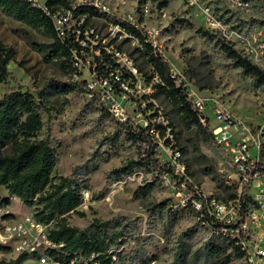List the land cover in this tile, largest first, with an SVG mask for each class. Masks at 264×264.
I'll return each instance as SVG.
<instances>
[{"label":"rangeland","instance_id":"obj_1","mask_svg":"<svg viewBox=\"0 0 264 264\" xmlns=\"http://www.w3.org/2000/svg\"><path fill=\"white\" fill-rule=\"evenodd\" d=\"M106 1L110 18L141 20L140 27L146 31L147 40L156 46L177 75V82L181 79L188 93L200 85L206 86L198 88V94L207 100L205 114L209 125L215 123V110L227 112L234 125L231 128L234 138L248 139L252 152L257 153L255 140L264 132V86L244 74L240 67H234L220 46V41H227L219 31L206 27L204 13L206 8L212 11L228 31L242 29L249 33L255 29L264 31V11L255 9L253 1L249 10L241 9L233 0ZM165 1L166 5L162 6ZM43 2L38 0L39 4ZM93 22L104 40L113 36L104 20ZM204 31L208 34L204 35ZM0 39L12 53L7 65L9 75L0 83V96L20 90L32 93L38 101V92H42L45 105L40 112L46 126L40 136L48 126L51 144L57 152L52 176L74 178L83 187L82 202L76 212L62 216L67 224L83 229L94 219L123 218L128 227L116 247L120 259L133 264L142 258L153 259L150 264H168L178 254L182 255V264H246L229 245L222 253L212 249L216 244L222 246V240L201 224L190 197L193 193L190 187H196L206 196L227 203L228 208L219 216L224 220L233 218L231 206L237 190L229 176L235 168L222 158L210 139L205 140L193 128H185L169 99L158 95L155 103L173 121L176 146L189 177L187 184L167 172H159L158 166L163 169L160 164L169 156L167 147L160 145L156 166L146 164L115 178L112 170L129 161L139 162L142 155L117 125L119 122L106 114L104 104L89 93L86 84L92 76L87 67L92 55L84 54L78 76L71 74L70 62L59 57L49 60L54 40L44 25H28L1 7ZM124 47L127 49L128 45ZM127 50L134 53L138 64L148 73L150 66L146 59L132 47ZM121 63L124 64L122 60ZM137 78L135 84L125 89L126 97L116 94L115 101L125 116L141 125L149 116L148 94L152 91L140 75ZM259 158L264 160V154ZM249 193L254 194L255 190L250 188ZM12 205V210L20 216L34 214L39 209L35 200L28 206L15 199ZM256 233L263 241L264 227L252 228L253 237ZM14 257L15 253L10 251L0 253L1 259ZM23 264L37 263L29 258Z\"/></svg>","mask_w":264,"mask_h":264},{"label":"built area","instance_id":"obj_2","mask_svg":"<svg viewBox=\"0 0 264 264\" xmlns=\"http://www.w3.org/2000/svg\"><path fill=\"white\" fill-rule=\"evenodd\" d=\"M29 1L33 6H39L43 10L44 14L51 20L56 36L61 41L70 39L79 45L77 49L73 48L70 54V63L74 68L72 74L79 75V71L83 67L81 62L82 60L85 61L84 54L89 52L92 55V62L88 63L87 67V72L92 76L91 81L86 84L87 89L92 96L104 104L105 108L103 109H107L106 111L116 122L127 123L133 129H143L148 133L150 143L144 142L142 144V157L145 156L148 149L152 148L156 158L158 146L167 147L166 152L169 153V156L167 160H162L161 167L170 169L167 174L172 175L181 183L187 184L189 177L185 163L181 159L180 149L176 146V139L166 112L162 110L159 104L155 103L156 98L152 96L154 90L151 83H147L142 74L137 71L133 59L126 51H119L112 44L110 46L105 45L110 40H114V43L117 44L124 38H130L132 45L139 46L137 39L133 38L122 27L121 23L124 22L146 33L140 27L141 20L134 22L131 18H110L108 16V1L106 0H58L59 3L51 6H46V3L54 0H44L42 4H39L38 0ZM233 1L238 7L245 10H249L250 2L253 1L255 9L264 11V0ZM83 8H92L106 15L105 18L99 19L104 20L109 25L113 35L110 39L104 40L93 22L90 21L85 24L88 13H83ZM204 14L207 28L219 31L228 44L264 71V31L262 29H255L249 33L242 29L228 31L224 22L214 16L208 8ZM153 47L156 48L155 45ZM101 49L110 53L118 65L107 76L99 75L95 71L94 56H101ZM121 60L124 64L121 63ZM120 70H125L132 76L124 80ZM137 75H140V79L148 84L152 91L148 94L150 99L148 102L149 116L141 125L133 123L129 117L125 116L115 101L116 94H122V98L126 97L125 89L137 82ZM178 83H182V80L179 79ZM182 86L185 88L183 83ZM198 92V88L195 91H189V93L186 91L187 99L198 113L199 122L208 127L211 133V141L218 148L222 158L227 160L230 167L235 168L234 175H230L229 178L235 184L237 194L233 199V206H231L233 218L224 220L219 215L228 208L227 203L218 198L210 197V195L206 196L196 187H190L193 192L190 197L194 209L197 211L201 224L208 227L213 236L232 242L243 252L242 258L246 264H264V240L262 241V237L258 236L257 233L255 237L252 234V228L257 225L264 227V169L262 168L264 160L259 158V155L264 154V132L259 140H255L257 153H253L252 144L248 139L234 138L231 131L234 125H231L230 116L227 112L221 109L215 110L213 113L215 123L209 125L210 120L205 114L207 100ZM250 188L255 190L254 194L249 193ZM248 193L251 197L248 196ZM242 202L245 203L243 209ZM52 225V221L43 223L35 220L32 214L14 217L0 209V245L8 247L10 252L15 253V256L27 254L28 259L34 260L37 264H100L97 253L83 254L79 251L64 250V242L56 241L50 237ZM262 236L264 237V234ZM113 251H119V249L115 248L108 251L111 256V264H116V256ZM153 261L152 259L147 264Z\"/></svg>","mask_w":264,"mask_h":264},{"label":"trees","instance_id":"obj_3","mask_svg":"<svg viewBox=\"0 0 264 264\" xmlns=\"http://www.w3.org/2000/svg\"><path fill=\"white\" fill-rule=\"evenodd\" d=\"M56 3L59 1H48L46 6ZM161 5L165 6L166 1ZM0 7L28 25H44L54 40V49L49 52V60L59 57L63 58L64 62H70L71 50L77 49L79 45L70 39L61 41L56 36L51 20L39 6H33L29 0H0ZM82 12L88 13L85 24L106 17L105 14L92 8H83ZM121 25L133 38L137 39L139 46H133L130 38H124L117 44L114 43V40H110L105 45L112 44L117 50L126 51L133 59L137 71L142 74L147 83H151L154 90L152 96L158 99V95H163L169 99L175 114L178 115L185 128H193L205 140H211L208 127L199 122L198 113L187 99L182 83L177 82V75L173 74L168 62L162 58L157 48H154L152 43L147 40V34L124 22ZM199 31L197 30V32ZM203 34L206 35L208 32L204 31ZM220 42V46L233 61L234 67H240L244 74L253 77L258 84L264 86V71L230 44ZM126 44L128 45L127 49L132 47L135 53L146 59L150 66L148 73H145L138 64L134 53L124 47ZM101 52V56H94L95 71L99 75L107 76L118 65L110 53L103 49ZM11 54V50L6 49L0 39V83L4 82L9 75L7 65ZM68 66L72 74L74 68L71 63ZM120 73L124 80L132 76L125 70H120ZM205 87L204 85L198 86L199 89ZM44 103L42 92H38V101L35 100L32 93L20 90H11L0 96V186H4L8 193L6 197L0 199V206L10 204L11 197H16L28 206H31L35 200L39 209L32 214L33 218L43 223L52 221L50 237L56 241L64 242V250L79 251L83 254L97 253L100 264H111V256L108 251L118 248L116 246L120 243L121 237L126 234L128 224L124 223L123 218L119 216L103 221L94 219L83 229L70 226L65 222L62 216L71 211L76 212V208L80 205L83 187L74 178L65 176L53 178L52 176L57 152L51 144V133L48 126L45 134L40 136V131L46 126L40 112L44 108ZM166 115L176 139L173 121L168 114ZM117 125L126 133L127 139L138 146L140 152H142L144 142L150 143L145 130L133 129L127 123H118ZM161 132L163 133V130ZM146 164L153 166L158 164L152 148L146 151L145 156L139 162L129 161L112 170L111 173L115 178H120L131 173L136 167L146 166ZM262 168L264 169V165ZM158 170L160 173L170 171L168 168L160 169L159 166ZM139 190L142 191L141 188ZM244 207L245 203L242 202V209ZM79 214L83 216L84 212H79ZM220 240H222V246L218 244L212 246L215 252L222 253L229 245L237 257L243 256V252L232 242L223 238ZM0 251L7 252L9 248L0 245ZM113 252L116 256V264H133L132 261L120 259L119 251ZM28 257L27 254H19L10 259L2 258L0 264H23L28 260ZM181 261L182 255L178 254L168 264H182ZM148 262L147 258H142L138 264H147Z\"/></svg>","mask_w":264,"mask_h":264},{"label":"crops","instance_id":"obj_4","mask_svg":"<svg viewBox=\"0 0 264 264\" xmlns=\"http://www.w3.org/2000/svg\"><path fill=\"white\" fill-rule=\"evenodd\" d=\"M1 187H4V186H0V188ZM7 195H8V193H7V189L6 188H5V190H2V191L0 190V199L6 197ZM15 199H17V198L16 197H11L10 198V204H8L6 206L5 205L0 206L1 211L10 213L12 216L15 215V216L19 217L20 215H17L16 212L14 210H12V206H13L12 204H13V201ZM1 252H3V251H0V253ZM6 259H8V258H6ZM0 260H1V258H0Z\"/></svg>","mask_w":264,"mask_h":264}]
</instances>
